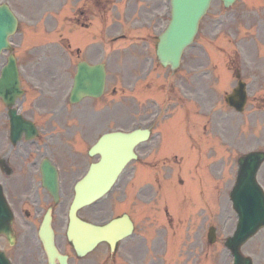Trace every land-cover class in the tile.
Listing matches in <instances>:
<instances>
[{"label": "flooded vegetation", "instance_id": "flooded-vegetation-1", "mask_svg": "<svg viewBox=\"0 0 264 264\" xmlns=\"http://www.w3.org/2000/svg\"><path fill=\"white\" fill-rule=\"evenodd\" d=\"M9 4L19 23L38 26L45 18L47 24L65 23L70 34H63L61 26L59 51L52 50L56 47L51 43H45L42 50L34 53L14 51L23 94L10 106L0 97V191L14 214L16 235L13 245L5 236L0 238V245L15 264L28 260L38 263L42 258L47 260L39 229L50 207L57 246L62 251L73 249L67 236L70 208L78 194V186L94 184L92 178L86 177L92 165L100 160V155L92 152L99 138L117 129L141 130L148 119L142 114L111 116L107 106L100 114V109H95L90 99L72 104L68 85L71 83L72 87L82 62L104 64L109 72L112 11L135 6L139 22L147 26L153 24L159 5L155 0H11ZM54 5L59 9L49 8ZM65 9L63 20L61 14ZM20 38L34 37L27 34ZM2 64L0 61V73ZM130 69L133 71L134 67ZM146 123L154 128L152 122ZM144 150L148 152L149 146L138 144L134 165L124 169L108 194L80 207L77 215L108 227L107 239L94 250L101 256L102 264H190L192 229L202 241L204 229L201 225L207 224V237L213 222L222 216L221 195L204 197L203 205L208 215L195 229L191 226V212L187 207L175 206L171 200L169 203L160 200L159 180H151L154 185H144L146 181L141 178ZM45 162L57 170L58 201L45 185ZM116 221L119 222L112 227ZM111 228L116 230L115 236ZM122 232L124 236L120 235ZM176 246L182 257L160 255L162 249L173 251ZM90 254L72 259L71 264H94Z\"/></svg>", "mask_w": 264, "mask_h": 264}, {"label": "rangeland", "instance_id": "rangeland-1", "mask_svg": "<svg viewBox=\"0 0 264 264\" xmlns=\"http://www.w3.org/2000/svg\"><path fill=\"white\" fill-rule=\"evenodd\" d=\"M6 1L11 3V0ZM157 2L159 6L154 12L153 24L145 26L146 31L142 32L133 27V25L136 26V23L133 22L136 18V11L133 8L127 11L124 28L120 30L117 28L111 34L117 35L121 32H127L126 34L145 36L148 33L144 39L153 42L154 34L163 29L166 21V19L159 18V13L164 8L161 4L163 0H157ZM121 18L123 19V12ZM155 27L157 28L153 31ZM50 35L54 37L56 32H51ZM142 35H139L138 38H143ZM12 39L14 41L20 40V38ZM119 45L118 43V45L112 46L111 50L117 49ZM237 53L240 54L241 58L247 57L246 61L254 64L252 69H243V78L248 83L250 96V102L244 114H235L225 102L226 94L237 84L233 70L236 66L234 63ZM213 56H220V61ZM145 59L146 56L140 54L139 62L141 64ZM159 74H161L159 99L182 100V95L187 100L189 107L192 106L193 114L190 112L186 120L189 119L190 121V116L192 120L196 117V128H194V124L191 125V122L189 128L191 126L195 131H203L201 124L208 121L209 131L211 125L220 130L222 149H218L213 156L214 163L217 162V164L212 165V167L219 169L221 175L218 173L212 182L217 187L221 185L224 195L222 202L223 218L218 221L222 243L216 246V250L215 248L209 249L206 259L212 264H232L233 258L224 246V241L228 235L233 233L237 221L236 213L233 211L229 199V192L236 178L237 158L250 150H264V0H237L230 7H224L220 0H214L201 22L195 42L184 53L180 69L173 75L160 69ZM113 80L112 76L111 83ZM132 86L135 87L134 91H142L143 87L140 81L138 83L133 81ZM123 88L125 89V87ZM108 89L105 100L111 103L110 113L119 116L129 112L130 106L134 105L133 102L125 103V112H123V109H119L116 104L114 105L119 95L115 98L111 87ZM203 104H206L204 109L202 108ZM133 111L135 114H144L145 106L140 105ZM210 116L212 117L211 123H209L211 121ZM198 117L200 118L198 119ZM182 119L178 118L179 125L175 118L160 125L165 150L173 153V155L167 154L169 158H173L180 152H187L184 142L187 127L183 124ZM188 154L191 155V153ZM185 157L186 155H180L179 158L182 163L179 164L176 163V160L173 162L171 159L167 161H165L166 159H157L155 155L148 154L147 157L143 158L144 161L147 158V161L156 164L154 169L167 171L171 178L176 179V175L182 174L184 164L187 163L188 159L185 160ZM145 167H149L147 168L150 171L149 176H147L149 178L153 173V169L150 168L152 166L146 165ZM183 175L186 176L185 173ZM183 175L181 176L183 177ZM259 181L264 187V165L259 172ZM189 191L190 196L199 195L197 189L193 188V184L189 185ZM225 221H228V226L224 225ZM243 252L253 257L254 264H264V229L260 230L255 237L244 245Z\"/></svg>", "mask_w": 264, "mask_h": 264}, {"label": "water", "instance_id": "water-1", "mask_svg": "<svg viewBox=\"0 0 264 264\" xmlns=\"http://www.w3.org/2000/svg\"><path fill=\"white\" fill-rule=\"evenodd\" d=\"M212 0H172V20L169 27L160 36L158 46V55L163 64H172L177 67L184 48L193 41L198 32L199 22L202 16L207 12ZM226 6L232 4L235 0H223ZM17 26V20L10 11L7 5L0 6V52L3 48L9 47L7 41ZM14 59L10 58L9 64L5 68L4 80L0 89L7 83H15L17 71L15 70ZM88 79L87 88L79 87L74 94L77 96L79 92L88 95H100L104 87V72L84 73L81 81ZM246 92L244 88H236L233 94L229 95L228 102L237 109L242 110L246 102ZM145 135L143 138L145 139ZM119 140L117 145L119 150L114 153H108L106 157L111 158L113 162L106 165V169L110 170V175L101 185L94 186L93 198L99 197L111 185L115 174L129 159V148L135 144L136 136L134 134L124 136L123 134H110L104 139ZM131 142V143H130ZM264 161V152H250L239 158V171L237 183L234 190L231 192V197L234 202V207L238 212L239 222L235 234L228 238L227 246L235 255V264H252L249 257H244L240 248L242 244L250 238L258 229L264 226V191L259 185L256 174ZM106 182V184H105ZM5 210L0 202V233H7L10 220L5 216ZM50 218V217H49ZM45 218L42 227L41 236L44 239L48 253L53 259L55 251L53 246V234L50 227V219ZM90 231V236L93 237L91 245H95L97 241L103 239L104 230L102 227L83 226L79 229V234H85L87 229ZM82 236V235H81ZM70 238L74 239L76 247L79 251L80 242L83 243V238H76L73 232H70ZM62 264H65L63 258L59 257ZM0 264H9L3 254L0 253Z\"/></svg>", "mask_w": 264, "mask_h": 264}]
</instances>
